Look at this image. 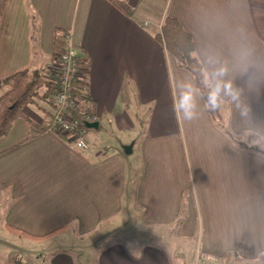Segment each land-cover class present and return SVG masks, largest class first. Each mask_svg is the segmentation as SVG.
Listing matches in <instances>:
<instances>
[{
  "label": "crops",
  "instance_id": "1",
  "mask_svg": "<svg viewBox=\"0 0 264 264\" xmlns=\"http://www.w3.org/2000/svg\"><path fill=\"white\" fill-rule=\"evenodd\" d=\"M120 1L134 8L131 16L107 0H6L0 80L51 69L56 39L71 44L88 64L89 101L79 110L98 128L88 129L89 150L79 154L67 138L47 131L26 140L27 123L14 124L0 139L2 228L53 234L39 241L13 236L34 244L26 248L36 253L29 264H172L158 244L137 242L133 253L117 241L111 232L121 215L137 219L154 241L170 232L197 237L199 256L212 264L223 253L264 258V0ZM165 16L192 35L222 120L243 149L216 128L192 77L156 42ZM186 85L194 89L192 120L179 109ZM53 110L38 100L24 112L41 124ZM102 128L126 139H105ZM3 248L9 258L2 264L15 257L27 264Z\"/></svg>",
  "mask_w": 264,
  "mask_h": 264
},
{
  "label": "trees",
  "instance_id": "2",
  "mask_svg": "<svg viewBox=\"0 0 264 264\" xmlns=\"http://www.w3.org/2000/svg\"><path fill=\"white\" fill-rule=\"evenodd\" d=\"M107 1L127 17L131 16L134 12V8L128 6L123 1ZM5 6L6 0H0V29ZM32 27L33 55L34 58H37L39 50L37 44L38 21L33 12ZM154 38L156 42L162 46L166 55L174 61L177 68L187 72L192 77L195 89L202 98L206 112L216 128L221 130L224 135L240 149H243L244 143L236 139L222 120L220 114L221 100L217 95H215L214 98L210 95L214 91L211 89L202 63L197 57L196 47L192 35L183 28L181 23L176 18L165 16L158 31L155 33ZM58 40L59 39H56L53 49L54 51L51 56V63L53 65L58 61L60 53L64 50L63 46H59L60 42ZM82 64L84 69H86L88 65L87 62L82 61ZM50 78L51 77H49V74L45 70L30 69L17 72L0 80V139L8 135L18 120H24L28 125L29 132L26 140L36 138L48 131L49 122L44 121L41 124L34 122L25 114L24 109L28 105L32 104L34 99L39 98L44 102L53 103L54 105V101H51L50 99L54 97L55 89L53 87V81ZM87 79L88 72L87 70H84L79 79H76L73 83V92L79 99L81 107L84 109H86V104L89 101L88 93L86 91ZM83 112L87 111L84 110ZM86 131L89 130L86 129ZM61 137L63 139L66 138L65 135ZM6 229L15 236H20L34 241L44 240L53 235L50 234L42 237H34L24 231L9 226H6ZM216 260H218L217 264H241L245 259L236 253H223L217 257ZM15 264L20 263L18 262Z\"/></svg>",
  "mask_w": 264,
  "mask_h": 264
},
{
  "label": "rangeland",
  "instance_id": "3",
  "mask_svg": "<svg viewBox=\"0 0 264 264\" xmlns=\"http://www.w3.org/2000/svg\"><path fill=\"white\" fill-rule=\"evenodd\" d=\"M82 59L84 60V58ZM56 63L53 66H55ZM53 66H51V68ZM86 69L88 72V65ZM46 72L51 77L50 79L53 81V85H54L55 84L54 78L49 73V69H47ZM53 87L55 89V85ZM55 94H56V90H55ZM38 100H41V99L40 98L34 99L35 102ZM80 108H81V105H79V109ZM87 123H91V122H87ZM105 128L106 129L108 128L109 130H111L107 125H105ZM109 132L110 131H107L106 133L105 129L103 128L99 129V133L101 134V136L105 137V139H110L114 141L120 140V138L122 140L126 139V137L124 136H117L113 134L111 137ZM111 132L116 134V131L114 130H111ZM125 220L126 219L123 218L122 215L118 217L114 226L112 227L114 231H112L111 234L113 235L114 238L117 239V241H120L122 244H124L128 248V250H130L133 253L138 251V249L133 245V244H136L137 242L144 243L146 245L147 244H151V245L158 244L170 256L172 264H212L213 262V259L210 257L208 258L205 255H201V257L199 256L200 249L197 243V237L195 239H177L174 236V232H170L166 235L165 240L154 241L152 238L148 237V232L142 229L143 227L139 224L137 219L131 220L130 222L125 221ZM103 231L104 229L98 231V235L102 233ZM13 236H14L13 234H11L10 232L2 228L1 217H0V264H2V262L6 261L9 258V256L7 257L5 255V253L7 252L4 250L6 249L4 248L2 249L3 245H5L6 248L13 249L16 252L15 255H21L27 258L25 260L27 264L31 263V261L35 259L36 253H35V250L33 252H28L26 248H27V245H34V244L30 242L22 244V242H19L21 241V239L20 240L14 239ZM22 241H26V240L23 239ZM38 251H41L42 257L44 258H46V256L50 253L47 246H42L40 249H38ZM53 251H55L54 248H53ZM69 252H72L71 255L74 260H78V255L75 251V248ZM18 262H20V258L15 257L14 260L11 262V264H15ZM263 262H264V258L253 260V261L249 259H245L241 264H264ZM215 263H218V260H216Z\"/></svg>",
  "mask_w": 264,
  "mask_h": 264
},
{
  "label": "built area",
  "instance_id": "4",
  "mask_svg": "<svg viewBox=\"0 0 264 264\" xmlns=\"http://www.w3.org/2000/svg\"><path fill=\"white\" fill-rule=\"evenodd\" d=\"M84 61L76 48L66 44L58 62L49 69L54 78L56 94L54 110L49 123L48 132L57 136H66L69 148L79 154H86L89 150L87 131L84 123L90 121L89 113L79 110V99L73 92V83L83 73Z\"/></svg>",
  "mask_w": 264,
  "mask_h": 264
},
{
  "label": "clouds",
  "instance_id": "5",
  "mask_svg": "<svg viewBox=\"0 0 264 264\" xmlns=\"http://www.w3.org/2000/svg\"><path fill=\"white\" fill-rule=\"evenodd\" d=\"M217 93L214 91L210 95L212 98L215 97ZM179 109L182 112L183 117L186 120H192L195 115V98H194V89L191 85H186L184 91L182 92L179 99Z\"/></svg>",
  "mask_w": 264,
  "mask_h": 264
},
{
  "label": "water",
  "instance_id": "6",
  "mask_svg": "<svg viewBox=\"0 0 264 264\" xmlns=\"http://www.w3.org/2000/svg\"><path fill=\"white\" fill-rule=\"evenodd\" d=\"M84 127L89 130H96L98 128V124L96 122L94 123H84ZM130 149L125 150V153H129Z\"/></svg>",
  "mask_w": 264,
  "mask_h": 264
}]
</instances>
